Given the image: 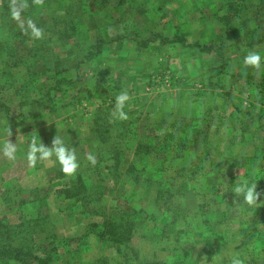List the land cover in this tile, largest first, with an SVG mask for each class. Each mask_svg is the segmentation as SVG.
Returning a JSON list of instances; mask_svg holds the SVG:
<instances>
[{"label": "rangeland", "instance_id": "374dc122", "mask_svg": "<svg viewBox=\"0 0 264 264\" xmlns=\"http://www.w3.org/2000/svg\"><path fill=\"white\" fill-rule=\"evenodd\" d=\"M32 1L31 6V0H18L26 7L17 21L9 9L3 15L5 0H0V103L7 108L0 106V144L9 139L17 146L14 161L0 156V224L15 228L16 237L29 243L44 264H135L139 261L134 250L149 258L148 264H235L237 260L249 264L251 258H260L261 244L255 237L246 240L237 209L219 213L210 224L202 221L207 215L191 214L190 225L182 222L179 247L169 250L167 235L149 236L148 228L171 199L156 190L155 203L145 205L140 200L138 205L135 201L147 198L150 187L154 191L169 185V175L161 174L165 170L156 169L152 158L151 165L147 164L149 186L141 180L133 186L127 175L138 141L152 138L166 124L177 132L175 143L181 137L185 144L179 154L165 149L161 141L150 145L163 167L169 166L174 173L178 165H191L203 174L206 161L200 158L199 163V157L205 149H212L213 170L224 159L220 153L228 151L230 157L224 159L230 164L224 166L227 177L215 185L219 193L213 200L201 197L200 203L208 201L215 212L214 200L233 190L228 179L242 173L238 165L242 155L251 151L255 140L262 143L260 138H264V125L260 129L250 119L254 116L264 123V59L258 69L243 64L249 51L264 57V35L263 42L248 48L237 32H244L238 22L245 17L251 18L247 23L254 19L264 23L263 1L239 0L238 14L234 20L226 17L225 22L211 15L206 6L211 0ZM247 7L253 10L250 14ZM28 20L43 29L44 37L19 44L18 31L26 36L19 23ZM215 42L221 44L210 49ZM208 46L209 50L202 49ZM244 73L249 76L241 77ZM60 77L75 80L67 85L58 82ZM122 91L129 94L123 109L131 130L126 146L119 142L115 150L113 137L100 138L107 133L105 126L97 138L91 135L86 142L81 140L79 131L86 121L101 115L113 118L116 96ZM196 128L199 133L194 135ZM56 135L77 155L79 167L71 175L63 173L54 158L35 166L26 158L33 139L51 147ZM249 135L250 145L244 142ZM89 154L95 157L94 165L86 159ZM118 157L124 159L119 166L113 163ZM80 172H85L87 182L79 183ZM173 180L180 185L183 177L173 175ZM203 180L207 186L205 176ZM236 181L239 184L242 179ZM256 186L264 192V184ZM139 207L145 209L151 224L142 222L139 213L134 215ZM256 209L253 217L260 219L257 237L263 246L259 210L264 205ZM119 216L132 226L129 234L134 240L128 246L132 251L120 257L102 249L90 230L93 221ZM192 243L196 250L184 255L182 248ZM0 264L18 263L0 258Z\"/></svg>", "mask_w": 264, "mask_h": 264}, {"label": "trees", "instance_id": "16d2710c", "mask_svg": "<svg viewBox=\"0 0 264 264\" xmlns=\"http://www.w3.org/2000/svg\"><path fill=\"white\" fill-rule=\"evenodd\" d=\"M203 1L204 0H202V2ZM238 1L239 0H211L207 3L206 6L208 7L211 15H213L217 21L220 20L225 22L226 17L229 20H234V14H238L239 12ZM262 1L263 3L261 5V10L264 11V0ZM10 3L11 0H5L4 8H2L3 15L5 16L8 14L7 13L9 9L8 5ZM32 5H33V1L31 0V6ZM257 6L260 7L259 3L257 4ZM224 7H226V9H223ZM231 11L233 12L232 14ZM252 11H253L252 9L248 7L246 8L247 14L248 13L250 14ZM229 14L231 15L228 16ZM198 18L202 19L204 17L200 16ZM248 19L250 20L251 18L245 17L240 22H238L241 27H244V32H241L240 30L237 32L238 34L239 33L242 34L241 39L239 41L240 42L247 41L246 46L248 48L250 47L253 48L256 47L259 43L263 42L264 23L260 19L258 20L254 19L252 20V22L247 23L249 22ZM64 33L65 35L67 34L66 32ZM16 35L19 44H22L23 40L25 41L30 38L28 35L26 36L24 35L23 37H21L20 30ZM220 44L221 42H215L214 44L210 45L213 46L210 49H213L214 47L216 48ZM202 49L209 50V46L202 47ZM7 53H9L11 56L14 55L12 51L11 52L7 51ZM248 76L249 75L247 73L241 75V77H248ZM74 80L75 79L73 78L60 77L58 79V82L59 83L64 82L67 85L68 84L72 85ZM0 106H3L4 109L6 108L3 103H0ZM244 116L246 117L247 115L244 113ZM251 118L254 122H258L256 126H258L259 124L260 129H263L262 125H264V123L262 121L260 122L255 120L254 116L250 117V119ZM246 121H248V119H246ZM129 123H130L129 119L118 120L112 117L107 118L106 116L101 115L99 117H96V119L92 120L91 122L86 121L81 126L84 128L82 129V131H79L81 137L79 138L85 142L91 137V135H93L94 138H97L100 134L101 129L105 126L107 133L100 135V138L106 139V137H113L115 139L114 148L116 150L117 149L116 145H119L118 144L119 142H121V144H123L124 147L126 146V142L128 143L127 139L130 137V131H131ZM198 133H199V128L193 130L194 135ZM176 135H177L176 130H170V127L164 124V130L159 132H154L152 138L148 136L145 138V140L138 141V147L134 149L133 157L131 159L132 170L127 175L128 176L127 178L131 181V184L133 186L137 185L139 180H141L145 184V187H147V184L148 186L150 185L149 182L150 179L149 177H147L148 176L147 166L151 165L152 162L150 161V158H152V160L154 161L152 163H154L155 168L160 171L165 170L164 172L161 171V174H165V175L168 174L171 180L170 183H167L169 185L156 187L154 191L152 190L153 187H150L146 193L147 198L143 199L142 197H139L136 198L135 200L138 205L140 200L141 201L143 200V203L145 205L150 203H155L158 200V196H159V194L156 193V190L164 193L168 199H171V202L167 204V206H164L162 210L163 212L161 214L160 212L159 213L155 212L157 216L154 217L158 218V220L152 225H150V228H148V232H149L148 234H150L149 236L160 235L161 233L162 235L166 234L167 238L170 240L168 243L169 250H174L175 247L177 248L179 247V242L181 240L180 234H182L184 230L182 226V222L186 226L190 225L189 218L191 214H192L191 216L207 215L206 218L203 217L202 221L205 224H210L216 222L214 220V216H217L219 213L223 214L226 213L227 211L230 212L234 209H237L236 214H239L238 218L242 219L240 226L243 227L242 230L244 232L243 235L247 234L248 236L246 240L255 237V242L261 244L262 247V250L259 252L260 258H255V257L251 258L249 264H264V245L262 246L263 241H261L262 240L261 238L257 237L259 231H261V229H259L261 223H260V219H256L255 217H253L254 210L257 209L250 208L234 192V188L238 185L236 178H239L240 181L242 179V182L243 181L252 182L257 180L256 185L264 184V148H263L264 138L263 137H262L263 139L260 138L263 144L258 143L257 140H255L252 143V147L250 149L251 151H249L248 154L246 153L245 155H242V160L238 164L239 166L242 167L240 168L242 169V173H240L242 175L237 174L236 176H232L231 179H228V183L232 185L231 187L233 190L224 191L223 196L221 195L222 197L221 200L220 199L214 200L216 202L215 203L216 211L213 212L210 210L211 208H209L211 205L208 204V201L206 203L204 202L200 203L201 197L207 198V200H213L214 198H216L215 195L219 192H217L218 188L215 185L219 183L220 184L223 183V181L227 177V173L224 171V166L225 165L230 166V164L226 163L224 159L230 157V153L228 151L221 152L220 154L222 157H224V159L221 161V163H218L216 165L217 169L213 170L212 169L213 159L209 156V153L211 152L212 149L208 147L207 149L204 150V152L201 153V157H199V163L201 160L200 158H203L206 161L205 168L207 169L205 172H203V174L196 173L195 167L192 168L191 165L189 166V168L178 165L180 169L176 171L174 170L175 172L172 173L169 166L163 167L164 163L161 161H157L155 159L152 151L153 148H151L150 145L152 144L155 145L154 143L156 141L157 143L161 141L159 143H161L165 149L172 148L171 151L173 153L179 154L181 152L182 146L184 147L185 141L180 137L179 140L177 139L176 141L177 144H176L175 143ZM244 142H247L246 144L250 145V143L252 142L250 135L244 138ZM123 160L124 159H122L121 157H118L116 161H114L113 163L115 165L118 164L117 166H119L121 162H123ZM209 171L212 173L210 174ZM173 175H179L180 177H183V181H181L180 185L176 183L177 181L175 182L173 180ZM77 176H78L77 179H79V183L81 181L85 183L89 180L87 175H85V172H80L77 174ZM109 176L110 173H108L107 177ZM204 176L206 177L207 186H204L205 183V181L203 180ZM256 190L259 191L257 186H256ZM132 191H135V187L132 189ZM259 192H263V191L260 190ZM258 199H260V197ZM257 205H264V204H261L260 200H257ZM248 212L252 213V215L249 213L250 214L249 217L247 215ZM138 213L143 219L142 222L151 224L150 222H148L149 219L146 216H144L146 215V211L144 208L140 209L139 207L137 211H134L135 216ZM259 215L262 216V224H264V209L259 210ZM122 220L123 219L121 218V216H119L115 220H110V221L104 220L103 218L97 221H93L92 224L90 225V230L93 232L94 236L96 237L97 242L102 246V249H111V251L114 252L115 255L117 256L119 255V257L122 256V254L127 253L128 251H132V249H130L128 246L132 241H134L132 237L133 235L129 234L130 228L132 226H128ZM162 220L164 221L163 225H159L160 223H162ZM228 222L229 220L226 223ZM4 226L0 224V258H6L7 260H14L18 264L45 263L44 259L39 257L34 251H31V249L29 248L30 247L29 243H25L24 239L16 237V232L18 231H16L15 228L11 230V228H8L6 225ZM1 228H5L6 230H3ZM141 236L143 238H146L142 234ZM243 245H245V242ZM122 247H126V248L122 249ZM182 249H184V255H188L190 250L195 249L194 243H192L191 245L186 244ZM237 249L238 248L236 247V250ZM134 254L136 255V258L139 261V262H135V264H148L149 258L145 259L146 256L145 257L139 256L138 252H136L135 250H134ZM203 257L205 256L203 255ZM151 264H157V263L155 261H152Z\"/></svg>", "mask_w": 264, "mask_h": 264}, {"label": "clouds", "instance_id": "9594fccd", "mask_svg": "<svg viewBox=\"0 0 264 264\" xmlns=\"http://www.w3.org/2000/svg\"><path fill=\"white\" fill-rule=\"evenodd\" d=\"M8 7L11 17L14 20L20 21L22 11L26 5L19 3L18 0H11ZM19 27L33 41H39L44 37L43 29L31 20H28L26 24L24 22H20ZM262 59H264V57H262L259 52L249 51L243 58V64L245 67L258 69ZM128 100L129 94L127 91H122L116 96L114 111L112 113L114 119L123 120L127 118L123 109ZM10 135L11 131L9 128L8 136L10 137ZM16 153L17 146L9 139L3 144H0V156L10 161H14L16 159ZM26 158L32 166H35L38 161L53 160L54 158L53 163H58L61 171L69 175L73 174L79 167L77 155L74 149L66 146L64 140L58 135L53 138L51 147H46L41 142L36 143L35 139H33L26 152ZM86 159L92 165L96 163L95 157L91 154H89ZM256 184L257 180L252 182L245 181L239 183L234 188L235 194L239 196L246 205L253 209L258 206V198L260 196H264V192L256 190ZM260 203L264 204V200H260ZM235 264H240V262L237 260L235 261Z\"/></svg>", "mask_w": 264, "mask_h": 264}]
</instances>
